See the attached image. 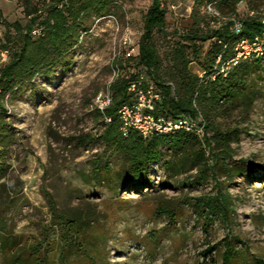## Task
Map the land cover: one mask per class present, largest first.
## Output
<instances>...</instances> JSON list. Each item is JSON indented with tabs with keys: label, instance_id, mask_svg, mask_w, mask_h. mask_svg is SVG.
<instances>
[{
	"label": "rangeland",
	"instance_id": "rangeland-1",
	"mask_svg": "<svg viewBox=\"0 0 264 264\" xmlns=\"http://www.w3.org/2000/svg\"><path fill=\"white\" fill-rule=\"evenodd\" d=\"M209 1L161 0L166 22L152 43L160 80L177 95L172 53L195 18L204 19L198 29L205 31L228 17L264 14V0H215L214 17L204 10ZM150 3L110 0L102 16H86L87 29L61 68L4 97L0 264H222L226 241L233 245L230 264L264 261V58L249 60L246 88L234 103L209 112L199 106L208 112L199 116L203 130L176 152L160 147L144 184L119 180L115 171L128 162L99 138L104 120L93 107L95 94L109 87L117 65L120 74L137 70L121 41L127 35L139 42ZM0 9L7 21H27L16 0H0ZM210 42H186L191 72L203 75ZM215 131L228 138L229 152L211 140ZM105 163L108 174L100 171ZM223 165L245 172L230 178ZM209 197L227 201L225 217L210 215Z\"/></svg>",
	"mask_w": 264,
	"mask_h": 264
},
{
	"label": "trees",
	"instance_id": "trees-1",
	"mask_svg": "<svg viewBox=\"0 0 264 264\" xmlns=\"http://www.w3.org/2000/svg\"><path fill=\"white\" fill-rule=\"evenodd\" d=\"M16 1L27 18L25 24H21L18 20L7 21L2 18L0 9V25L4 28L3 36L0 37V51L6 50L5 59H2L0 55V135L8 130V123L4 120L6 112L4 97L10 95L24 82L31 83L36 76H50L55 70L61 68L65 64L69 52L78 42L81 30L87 29L84 23L86 16L91 13L97 17L102 16L110 4V0ZM230 1L240 0H223L222 2ZM209 2L213 3L215 0ZM165 14L166 10L162 6L161 0H151L144 15L143 31L138 42V54L129 58L137 70L129 74L119 73L110 83L112 103L105 109L104 114L95 109L103 120L104 115L110 117L109 122L104 120L99 138L106 146L122 153L128 162L120 171H115V174L119 176V180L122 175H125L126 179L134 185L146 182L143 176L146 166L159 160L160 147L164 146L176 152L195 135L183 130L170 134H153L148 138H142L135 130H130L127 136L122 135L117 110L130 100L131 94L127 91V86L131 80L143 74L144 82L150 81L155 85L161 95V99L156 105V113L174 118L180 116L197 118L202 114L207 115L209 111L218 106L234 103L237 98H240L246 88V75L251 68L249 60L254 58L258 61L264 58L263 49L261 55H253L248 59L240 60L231 66L225 74L220 73L218 66L215 65L218 54L221 53L224 57L230 56L235 40L240 36L249 37L259 32L262 29V23L257 17L249 16L243 19L241 33L235 34L229 23L202 31L198 28L201 23H204V19L200 16L195 18L196 20L193 18L192 25L195 27L193 30H188V34L182 42H176L172 53L176 68L175 77L182 90V94L177 95L170 84L160 80V57L152 43L154 32L165 26ZM34 29L37 30L36 34L32 33ZM196 40H211L205 51V60L201 63L203 75L189 70L190 59L186 51L189 46L186 42L192 43L194 47ZM224 43L227 45L225 48L223 47ZM253 95L254 91H250V95H243V98ZM202 105L206 106L207 113L205 109V112H202L199 108ZM202 121L203 119L199 123H203ZM205 127L208 129V124H205ZM211 138L215 145L220 143L225 146L223 150L228 152L231 150L228 146V138L220 137L219 131H215ZM205 142L209 143L210 141L206 139ZM215 155L217 156L213 152L212 156ZM1 158L2 153L0 152V164ZM223 166L230 178L245 172L241 165ZM109 170L108 163L100 168L101 173L105 174H108ZM222 197L226 198L224 195ZM207 203L210 215L226 216L229 208L226 200L209 197ZM3 242L5 241L3 240ZM232 251L233 245L226 241L225 250L222 253V264H230ZM254 264H264V261L255 257Z\"/></svg>",
	"mask_w": 264,
	"mask_h": 264
},
{
	"label": "built area",
	"instance_id": "built-area-1",
	"mask_svg": "<svg viewBox=\"0 0 264 264\" xmlns=\"http://www.w3.org/2000/svg\"><path fill=\"white\" fill-rule=\"evenodd\" d=\"M204 10L207 14H211L214 17L219 16L212 2L206 3ZM259 20L262 23V29L252 36L238 37L232 46V54L229 57H224L221 53L218 54L215 59V65L218 66L220 73L225 74L231 66L237 64L240 60L262 54L264 49V14ZM224 22L229 23L231 30L235 34L241 33L243 28L241 19L228 17ZM32 33L36 34L37 30L34 29ZM121 43L123 45L122 55L125 59L132 58L138 54V43L132 42L127 35L122 37ZM226 46L224 43L223 47L225 48ZM0 55L2 59H5L6 50L0 51ZM120 69L121 67L117 65L118 72L114 78L118 76ZM213 76L214 74L212 78ZM127 91L131 94L129 102L122 104L117 110L122 135L127 136L130 130H135L142 138H148L153 134H170L181 130L199 134L203 130V123H199L201 121L199 117L180 116L174 118L162 113H156V105L160 101L161 95L152 82H144L143 74L128 83ZM111 103L112 93L109 85L105 90L95 94L93 107L104 114L105 109ZM103 117L105 122L110 121L109 116L104 115Z\"/></svg>",
	"mask_w": 264,
	"mask_h": 264
}]
</instances>
